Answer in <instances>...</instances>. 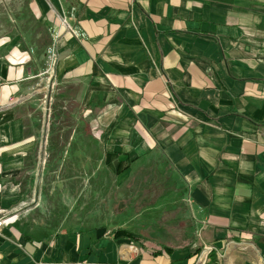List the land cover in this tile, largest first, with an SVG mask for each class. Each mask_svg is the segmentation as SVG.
I'll return each instance as SVG.
<instances>
[{"label":"crops","instance_id":"1","mask_svg":"<svg viewBox=\"0 0 264 264\" xmlns=\"http://www.w3.org/2000/svg\"><path fill=\"white\" fill-rule=\"evenodd\" d=\"M30 6L57 40L43 54L0 35V264H193L198 246L221 264H264V0ZM66 89L94 114L110 166L170 169L191 247L154 255L105 227L37 235L48 228L35 215L30 109Z\"/></svg>","mask_w":264,"mask_h":264},{"label":"rangeland","instance_id":"2","mask_svg":"<svg viewBox=\"0 0 264 264\" xmlns=\"http://www.w3.org/2000/svg\"><path fill=\"white\" fill-rule=\"evenodd\" d=\"M30 3L0 0V35L18 39L38 53L54 52L57 31L33 12ZM73 92L56 90L30 109L38 137L32 174L35 215L48 228L39 225L37 235L105 227L148 238L147 247L154 252L191 247L196 224L170 169L159 158L128 170L110 166L98 122ZM199 248L193 264H221L214 251Z\"/></svg>","mask_w":264,"mask_h":264},{"label":"trees","instance_id":"3","mask_svg":"<svg viewBox=\"0 0 264 264\" xmlns=\"http://www.w3.org/2000/svg\"><path fill=\"white\" fill-rule=\"evenodd\" d=\"M122 167V166H120ZM114 237L115 239H125V240H129L132 242V244H134L135 246H137L139 249H145L148 244L150 243L149 239L146 237H142L139 236L138 234L126 230V229H118L115 230L114 232ZM175 250L172 248H166L164 251L162 249H160L159 251L154 252V255H162L163 253H166L168 256H171L173 254ZM201 249H197L195 253H193L192 255L189 256V259L197 256L200 253ZM213 253V252H212ZM213 256V255H212ZM172 264H174L172 262Z\"/></svg>","mask_w":264,"mask_h":264},{"label":"built area","instance_id":"4","mask_svg":"<svg viewBox=\"0 0 264 264\" xmlns=\"http://www.w3.org/2000/svg\"><path fill=\"white\" fill-rule=\"evenodd\" d=\"M63 24L66 25V22L63 21ZM68 26V25H67ZM69 27V26H68ZM3 224H4V218L3 217H0V228L3 227ZM206 251H209V249H206Z\"/></svg>","mask_w":264,"mask_h":264}]
</instances>
